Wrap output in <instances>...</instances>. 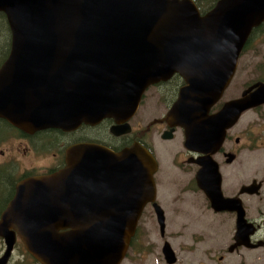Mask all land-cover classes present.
Instances as JSON below:
<instances>
[{
    "label": "water",
    "instance_id": "95a60500",
    "mask_svg": "<svg viewBox=\"0 0 264 264\" xmlns=\"http://www.w3.org/2000/svg\"><path fill=\"white\" fill-rule=\"evenodd\" d=\"M0 11L12 35L0 66V119L27 132L126 121L151 84L178 71L187 85L167 119L194 141L198 116L232 79L252 29L264 21V0H218L205 14L195 0H0ZM246 98L231 102V126L250 107ZM229 114L227 104L214 120ZM157 168L138 143L120 151L69 147L62 169L18 184L0 220L7 244L0 264L17 236L41 264H121L148 202L164 232ZM246 224L240 212L231 251L250 245ZM163 254L168 264L178 261L170 243Z\"/></svg>",
    "mask_w": 264,
    "mask_h": 264
},
{
    "label": "flooded vegetation",
    "instance_id": "af4514ba",
    "mask_svg": "<svg viewBox=\"0 0 264 264\" xmlns=\"http://www.w3.org/2000/svg\"><path fill=\"white\" fill-rule=\"evenodd\" d=\"M217 1L195 0L201 14L211 10ZM0 16L4 17L6 22L0 27L9 30L12 38L6 14L0 11ZM263 37L264 21L252 29L239 55L232 79L220 96L209 105L207 113L199 114L201 127L194 141H189L187 127L176 123L174 119H167L179 97L180 90L187 85L186 79L178 71L168 79L151 84L143 93L136 113L126 121L118 122L113 117H106L97 124L82 123L73 130L50 127L27 132L5 119H0V123L4 124V126L0 124V145L15 142L17 154L22 151L24 155L41 157L35 159V163H43L22 167L19 161L13 158L0 163V187L3 188L0 194V220L3 212L14 199L18 184L27 178L55 173L62 169L66 165V153L69 147L79 143H95L120 151L138 143L146 147L158 163L154 174L157 188L156 202L163 209L165 228L163 232L154 202H148L139 219L133 238L135 242L140 234L139 225L143 220L158 222L160 235L164 238L163 248L166 243H170L177 255L169 240L172 232L167 231L166 224L170 211L165 209V205L178 203L179 206L172 208L174 213L179 214L187 206L188 210H195L196 214L190 212L184 217L178 216L177 223L200 224L201 228L198 232L204 235L209 229L212 232L220 229L228 231L230 240L231 235L233 238L232 244L231 242L228 244L230 253L242 248L261 249L264 253V73L259 74L262 70L264 72V65L262 70L255 64L251 69L249 64L242 62L247 54H252L249 62L259 54L258 57L264 59ZM10 50L11 42L7 56L0 59V66L9 57ZM157 91H161V94L155 97L156 100L145 105L150 93L151 97ZM256 92L260 97L252 100L250 97ZM244 97H247L251 105L231 126V102ZM227 104L230 110L228 119H223L221 123L219 120L215 122L214 116L225 109ZM152 108L159 110L160 115L146 120L151 116V111H154ZM140 113H144V116ZM170 140L178 143L168 147L166 142ZM161 150L165 152L164 155ZM1 153L4 151L2 150ZM163 172H168V175H162ZM180 177L182 182L178 184L177 180ZM191 202L195 204L190 205ZM231 204L234 206L232 210ZM240 212L244 213L248 223L245 232L249 233L250 245H238L231 251L239 231ZM18 246L24 250L23 257L26 260L24 264H29V258L31 264H41L27 251L19 236L7 264H13L14 252ZM6 248L5 238L0 236V258ZM213 256L221 260L224 258L223 255L213 254Z\"/></svg>",
    "mask_w": 264,
    "mask_h": 264
},
{
    "label": "rangeland",
    "instance_id": "374dc122",
    "mask_svg": "<svg viewBox=\"0 0 264 264\" xmlns=\"http://www.w3.org/2000/svg\"><path fill=\"white\" fill-rule=\"evenodd\" d=\"M262 50L264 51V49ZM245 56L246 57L242 62H246V64H249L251 69L255 64L256 67H259V69L262 70L264 59L262 57H258L260 56V54L257 57H254V60L252 62H249L251 61L250 57H252V54H247ZM3 57L4 55L1 54L0 59H2ZM248 58L250 59L248 60ZM263 73L264 72L262 70L259 74L261 75ZM161 91L155 92L154 96L152 94L151 97L150 93L145 105H148V103H150L151 101H155V97H158L161 94ZM159 112V110L154 109V111H151V116L147 117L146 120L153 119L154 117L159 116ZM140 115L144 116V113H140ZM177 143V141L170 140L166 142V145L168 147H173ZM15 148V142L6 145H0V163L6 161L7 159L13 158L19 161L22 167H30L31 165L43 164L35 163V159L41 157H35L32 154L24 155L22 151L17 154ZM2 150L4 151V153H1ZM176 150H178V148H176ZM176 150L174 152H176ZM161 151L164 155L165 152L163 150ZM162 175H168V172H163ZM177 182L178 184L182 182L181 177L177 180ZM2 190L3 188L0 187V194ZM196 202L198 205L200 204L197 198ZM194 204V202H191L190 205ZM197 204L196 206H198ZM165 206V209L170 211V213L168 211L169 219L166 224L167 231L172 232L169 240L175 248L178 256V261L175 264H264V253L261 249L248 250L246 248H242L239 251H233L231 253L228 252V244H230V242L232 244L233 238L231 235L230 240V234H228V231L226 230L220 229L219 231H213V233L212 230L209 229L208 233L204 235L198 232L201 228L200 224L177 223L178 220L176 217H184L187 215V213L190 212L196 214L195 210H188L186 206V208L182 212L176 214L174 213L172 208L179 206L178 203L175 205L171 204L170 206ZM139 227L140 234L137 238V241L135 242V240H133L127 257L121 264H168L162 251L164 238H162V236L160 235V227L158 222L153 223L152 221H148L147 219H145L140 223ZM202 227L206 228L205 225H202ZM23 251L24 250L20 246L15 249L13 264H24L26 262L23 257ZM213 254L223 255L224 258L223 260H221L218 257H214ZM211 256H213V258H211ZM28 263L31 264L30 258L28 259Z\"/></svg>",
    "mask_w": 264,
    "mask_h": 264
},
{
    "label": "trees",
    "instance_id": "16d2710c",
    "mask_svg": "<svg viewBox=\"0 0 264 264\" xmlns=\"http://www.w3.org/2000/svg\"><path fill=\"white\" fill-rule=\"evenodd\" d=\"M3 22H5V18L0 16V26L3 25L2 24ZM10 40H11V36H10L9 30H7L6 28L3 29L2 27H0V55L2 54L4 55V57L7 56L10 42H11ZM0 124L4 126V124L2 123Z\"/></svg>",
    "mask_w": 264,
    "mask_h": 264
}]
</instances>
